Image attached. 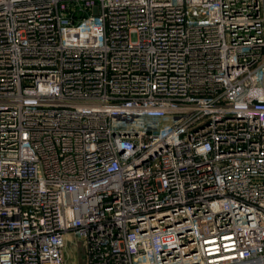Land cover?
Masks as SVG:
<instances>
[{"label": "built area", "instance_id": "2783aa9c", "mask_svg": "<svg viewBox=\"0 0 264 264\" xmlns=\"http://www.w3.org/2000/svg\"><path fill=\"white\" fill-rule=\"evenodd\" d=\"M264 264V0H0V264Z\"/></svg>", "mask_w": 264, "mask_h": 264}, {"label": "rangeland", "instance_id": "374dc122", "mask_svg": "<svg viewBox=\"0 0 264 264\" xmlns=\"http://www.w3.org/2000/svg\"><path fill=\"white\" fill-rule=\"evenodd\" d=\"M87 249L83 238L70 236L64 250V264H86Z\"/></svg>", "mask_w": 264, "mask_h": 264}]
</instances>
